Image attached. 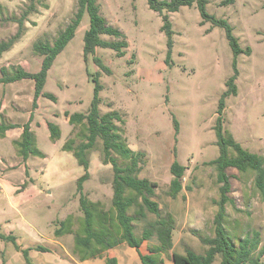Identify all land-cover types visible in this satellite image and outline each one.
<instances>
[{
    "label": "rangeland",
    "instance_id": "374dc122",
    "mask_svg": "<svg viewBox=\"0 0 264 264\" xmlns=\"http://www.w3.org/2000/svg\"><path fill=\"white\" fill-rule=\"evenodd\" d=\"M76 1L40 0L37 12L25 22L21 39L0 58V68L21 66L38 72L41 57L33 44L37 40L52 43L73 17ZM222 1L207 0L205 10L231 26L244 51L236 65L224 29L210 21L201 24L196 3L169 13L173 46L167 62L162 18L149 9L147 0H96L101 16L128 44L123 57L109 48H96L95 57L109 73L94 63L93 56L84 58L83 37L89 27V16L84 13L75 36L48 72L43 92L53 95L54 101L39 97L33 105L32 80L0 84V123L17 126L6 132L12 138H0V232L12 234L21 249H29L32 264H105L104 258L80 261L74 253V235L83 218L76 180L84 171L72 152L62 149L70 139L73 146L84 140V129L69 125L64 113L87 112L95 95L96 77L101 86L97 94L100 113L118 112L122 122L116 125L122 138L131 150L145 155L136 177L156 183L151 200L158 204L159 215L144 209V217H140L135 205L128 211L135 217V235L141 237L144 229L166 219L174 229L172 248L158 255L164 264H172L173 252L205 253L207 246L201 238L214 236L213 219L220 199L217 171L209 164L219 155L217 110L227 90L225 82L235 71L237 94L224 99L223 134L264 159V0H233L224 5ZM29 3L0 0V41L16 33L18 25L13 18H19ZM100 38L117 40L106 35ZM247 48L249 54L245 53ZM27 122L35 135V147L43 156L24 161L13 139ZM48 122L60 129L56 142L49 138ZM112 155L121 166L128 164ZM86 156L90 178L83 192L91 202L112 211L113 171L110 164H103L99 140ZM174 160L185 167L182 190L176 198L168 194ZM227 175L231 201L225 205L224 229L235 247L245 238L256 239L253 257L262 251L264 262V204L255 173L229 168ZM67 217H71L73 233L55 237L57 222ZM151 230L152 237L140 247L143 254L160 245L156 229ZM37 246L49 251H37ZM103 255L116 258L117 264H141L137 252L124 243ZM219 263L217 256L213 264ZM0 264L26 262L10 242L0 241Z\"/></svg>",
    "mask_w": 264,
    "mask_h": 264
},
{
    "label": "trees",
    "instance_id": "16d2710c",
    "mask_svg": "<svg viewBox=\"0 0 264 264\" xmlns=\"http://www.w3.org/2000/svg\"><path fill=\"white\" fill-rule=\"evenodd\" d=\"M40 0H30L29 5L24 9L19 18H13L18 25L16 33L7 40L0 41V58L5 52H8L21 39L24 34L25 22L32 13L37 12V5ZM233 0H223L222 5L232 3ZM197 4L202 17L201 24L210 21L212 26H218L224 29L228 44L234 57V65L237 63V57L244 51L239 46L238 40L232 33L231 26L223 19H215L210 16L205 6L207 0H147L149 9L159 13L162 18L161 31L167 38L168 55L167 62L170 60L171 49L173 46L172 24L169 13L179 11L181 7H191ZM84 13L89 16V27L83 37V55L87 60L93 56L94 63L109 73L108 68L103 65L100 58L95 57L96 48H109L116 52L118 57L125 55L124 49L128 44L123 35L115 28L110 26L105 18L100 14L96 0H77L76 11L66 27L59 32L52 43L48 41L37 40L33 44L34 52L41 57L40 70L36 73L26 71L23 67L0 68V84H12L21 80H32L34 83V100L39 97H47L55 100L53 95L43 92L47 75L53 66L56 57L65 49L67 44L75 36V32L83 18ZM106 35L117 39L116 41H105L100 38ZM246 54L250 49L245 50ZM235 75L230 77L225 85L227 90L222 94L218 104V119L215 126L219 155L209 164L213 165L217 171V181L221 185L219 188L220 199L218 201V211L213 219L214 236L211 238H201V242L207 246L204 254H196L187 250L184 254L173 252L171 254L172 264H213L217 256L220 258L219 264H264L261 261L263 252L253 257L254 250L258 244L256 239H243L238 247L227 236L223 222L226 217L225 205L231 200L227 194L230 191L229 177L227 169L234 168L239 172L251 170L255 173V185L262 194L264 204V159L245 150L239 143H236L231 136H225L222 128V110L224 108V99L237 94L235 84ZM95 95L91 101L90 107L86 113L70 114L65 112L67 122L71 126H81L84 129V140L73 146L72 139L66 141L63 145V151L72 152L73 157L77 160L79 166L83 168V174L76 180V188L79 193V206L83 213L81 227L74 235V253L80 261L89 259H103L105 264H117L114 257H104L105 251L111 250L121 244L133 248L139 257L141 264H164L163 260L158 258L161 252L168 251L172 248V223L166 219H159L151 228L156 229L159 246L156 249H148L146 254L140 252V247L145 241H149L153 235V230L144 229L141 237L134 233L133 221L135 217L128 214V211L134 205L138 208L135 212L138 216L144 217L143 210L149 213L159 215L158 204L151 200L154 196L156 183L144 178L139 179L136 174L139 172L140 164L144 162V153L131 150L126 144L116 123L122 122L121 115L116 111L101 114L99 110L100 100L97 96L101 86L95 78ZM174 126L178 132V123L174 119ZM17 126L14 124L0 123V138L5 136L8 130ZM22 132L14 145L17 147L18 155L26 161L30 157H42L43 154L35 147V135L27 122L20 127ZM49 138L56 142L60 138V129L57 125L48 122ZM102 144L103 164H110L113 171L112 179V211L104 210L100 203L91 202L83 192L84 183L89 180V161L87 152L93 149L97 141ZM232 151V153H231ZM112 154L119 156L122 160L128 161V164L121 166ZM185 167L180 165L176 160L170 166V172L173 179L170 181L168 194L176 198L182 190V177ZM128 192L132 194L127 195ZM139 199L141 200L139 202ZM72 220L67 217L65 220L58 221L54 228L55 237H61L66 234H72ZM0 241L10 242L16 251L22 253L26 264H32L28 258L29 249H21L16 242V237L12 234L5 235L0 232ZM37 251L48 252L49 250L37 246Z\"/></svg>",
    "mask_w": 264,
    "mask_h": 264
},
{
    "label": "crops",
    "instance_id": "0c3cea01",
    "mask_svg": "<svg viewBox=\"0 0 264 264\" xmlns=\"http://www.w3.org/2000/svg\"><path fill=\"white\" fill-rule=\"evenodd\" d=\"M7 132H8V131H7ZM21 132H22V130H20V131H19V133H18V136H17V137H15L13 140H17V139L20 137V134H21ZM5 137L12 138V137H10V136H9V134H8V133H6Z\"/></svg>",
    "mask_w": 264,
    "mask_h": 264
}]
</instances>
